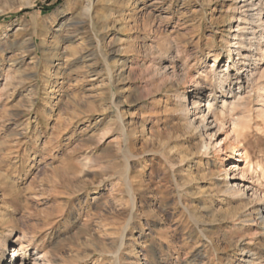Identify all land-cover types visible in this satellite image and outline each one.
I'll return each mask as SVG.
<instances>
[{
	"label": "rangeland",
	"instance_id": "obj_1",
	"mask_svg": "<svg viewBox=\"0 0 264 264\" xmlns=\"http://www.w3.org/2000/svg\"><path fill=\"white\" fill-rule=\"evenodd\" d=\"M245 1L0 0V264H264V0ZM232 34L256 53L248 83ZM194 81L211 138L177 111Z\"/></svg>",
	"mask_w": 264,
	"mask_h": 264
},
{
	"label": "bare ground",
	"instance_id": "obj_2",
	"mask_svg": "<svg viewBox=\"0 0 264 264\" xmlns=\"http://www.w3.org/2000/svg\"><path fill=\"white\" fill-rule=\"evenodd\" d=\"M248 1V0H246ZM245 1V2H246ZM87 3V2H86ZM259 3H262L261 0H256V3L254 2H250V4L248 6H250L251 8L253 6H256L258 5ZM264 3V2H263ZM127 4L130 5V3L127 2ZM87 5H89V8H91V4L90 3H87ZM128 5V6H129ZM245 5V4H244ZM264 5V4H263ZM249 8V9H251ZM255 8V7H254ZM134 11V10H133ZM132 11V12H133ZM251 11H254V9H252ZM257 13H254V14H250L249 16V19H247L249 22L248 23H253V22H261L262 19L259 18V15H261V12H262V8L261 9H257L256 10ZM257 15V17H256ZM132 17H130L131 19ZM126 19V18H125ZM133 19V18H132ZM131 19V20H132ZM243 19H241V16H238L237 17V20H235V23H240L242 22ZM246 22V21H243V23ZM134 25V24H133ZM240 24L237 25V28H238V31H239V27ZM258 26V25H257ZM262 27V26H261ZM243 30H245L246 28H243L241 27ZM240 28V29H241ZM244 32V31H243ZM237 33V32H236ZM239 33V32H238ZM241 33V32H240ZM237 36V38H235ZM242 36V35H241ZM231 38L233 40H238L237 43H236V46H238L237 48V55H241V57L243 58V61H244V64H240L239 65V68H238V77L236 78V80L239 82V81H244L245 83H248L249 80H251L253 78V73L252 71H254V69L251 68V65H250V60L252 58L255 57V54H252L251 52H247L246 50H244L245 48V45L247 44H244L241 42L242 39H240V35H235V34H232L231 35ZM242 38V37H241ZM263 38V37H262ZM231 39V40H232ZM254 39V38H253ZM248 40V39H247ZM244 50V51H243ZM255 50V49H254ZM251 51V50H250ZM169 54V53H168ZM172 60V59H171ZM171 62V61H170ZM215 62L216 61V58H215ZM243 63V62H242ZM124 64V63H123ZM126 66V65H125ZM121 68V67H120ZM158 69V68H157ZM156 74H158V76H160L161 78H164L166 81H169L170 79V76L167 75L166 73V66L164 68H160L158 69L157 71H155ZM208 74V73H207ZM173 75L174 74V71H173ZM184 77V76H183ZM208 77V76H207ZM207 77L205 76H201V78L206 81ZM214 77L216 78V81L218 83V87L221 88L222 90L225 89V93H228L230 94V97L233 99L236 95V97L238 98V95L240 94V91L242 89V87L238 84V87L235 88V84L232 85H228V91L226 90L227 88V83H228V80L230 78L229 74H228V70H225L224 72H215L214 73ZM185 79V77H184ZM165 81V83H166ZM236 82V81H235ZM116 83V81H115ZM194 84V87L196 89H194V93H193V97L191 98V108H178L177 111H182L183 112V116H184V119L186 120V128L189 130H193L194 132H199V135H201L202 137L205 136H208V137H213L216 135V133L218 131H220L221 129H223V124L216 118L214 112H213V104L211 103V105L209 106L207 104V102L205 101V105L201 104V99L202 97H204V94L202 93V90L200 88V83L197 82V81H194L193 82ZM122 89V88H121ZM144 97V95H142ZM259 96H263L264 97V90H261L259 92ZM236 98V99H237ZM240 99V98H239ZM205 100V99H204ZM203 100V101H204ZM235 100V99H234ZM261 108L260 110H258V114L257 116L258 117H263L264 118V99L262 98L261 99ZM123 103V102H122ZM222 109L228 113V115H232V113L240 106L239 102H238V99L235 100L234 102L231 101V102H225V101H222ZM113 104V103H112ZM199 105H201V108H198ZM204 106V107H203ZM189 110H193L191 113L189 112ZM212 110V111H211ZM224 112V113H225ZM230 119V118H229ZM199 121V122H197ZM231 121V125H232V131H233V142H232V145H233V151L231 153L228 154V157L229 158H232L233 156H236L239 152L236 150L237 146L236 145H239V136H240V133H238V131L235 130V128L239 127L240 126V119L239 118H233L230 120ZM209 130H213L211 134H207V131ZM242 136V134H241ZM236 146V147H235ZM207 145L205 144V142L202 144V149L204 150V152L207 150ZM219 149V148H217ZM237 166L236 165H233V163H230L228 165H223L221 164V166L219 167V174L222 175V177L225 179L224 181H227L228 180V177H230V174H229V171L232 169V168H236ZM239 173H241V171H239ZM82 175V174H81ZM83 177V176H82ZM226 187H227V191H230V192H233V193H239L241 192V189L242 186L241 183H240V180H238L237 178H235L234 176L230 177V179L226 182ZM81 187V186H80ZM226 191V192H227ZM255 197H256V194H255ZM258 197V196H257ZM259 198V197H258ZM257 199V198H256ZM260 199V198H259ZM257 200V203L256 204H259V201L261 200ZM132 201L134 202V199H132ZM132 211L134 209V204H132ZM255 212H256V216H257V219L259 220V222L261 224L264 225V209H259V208H255ZM153 216V215H152ZM124 243L123 241V236L121 238V244L120 246H122ZM20 248H14L12 249V254H11V258H10V261L7 263V264H26V262L21 259H18V253H19ZM116 254L119 253V250L118 252H115ZM42 258V257H41ZM39 258H35L33 261H36L38 260ZM118 259V257H115V260ZM44 261V260H43ZM252 262V260H251ZM45 264V263H44Z\"/></svg>",
	"mask_w": 264,
	"mask_h": 264
}]
</instances>
